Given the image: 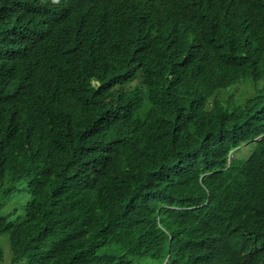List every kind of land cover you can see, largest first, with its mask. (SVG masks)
<instances>
[{
  "label": "trees",
  "instance_id": "1",
  "mask_svg": "<svg viewBox=\"0 0 264 264\" xmlns=\"http://www.w3.org/2000/svg\"><path fill=\"white\" fill-rule=\"evenodd\" d=\"M0 237V264H264V0H0Z\"/></svg>",
  "mask_w": 264,
  "mask_h": 264
},
{
  "label": "rangeland",
  "instance_id": "2",
  "mask_svg": "<svg viewBox=\"0 0 264 264\" xmlns=\"http://www.w3.org/2000/svg\"><path fill=\"white\" fill-rule=\"evenodd\" d=\"M252 93V87L249 83H244V82H241L238 84V86H236L235 88L229 90V92L226 94L223 95V97H228L229 94L232 95V98L231 99H235L237 96H240V98H243V97H246L247 95L251 94ZM243 150H249V147L247 146H240L239 149H237L234 153H233V156L235 158V161L238 160L241 154V152ZM19 212H22L23 210V207H20L19 209H17ZM0 242L5 246V248H7V242L2 238L0 237Z\"/></svg>",
  "mask_w": 264,
  "mask_h": 264
}]
</instances>
